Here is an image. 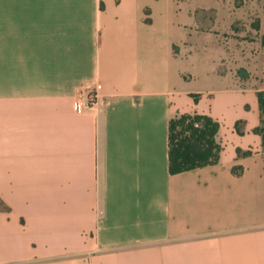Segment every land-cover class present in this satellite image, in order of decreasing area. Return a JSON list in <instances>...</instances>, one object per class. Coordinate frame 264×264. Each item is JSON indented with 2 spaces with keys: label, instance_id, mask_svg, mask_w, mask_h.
Here are the masks:
<instances>
[{
  "label": "crops",
  "instance_id": "obj_1",
  "mask_svg": "<svg viewBox=\"0 0 264 264\" xmlns=\"http://www.w3.org/2000/svg\"><path fill=\"white\" fill-rule=\"evenodd\" d=\"M227 17L0 0V264H264V45ZM195 113L219 123V160L171 175L169 121Z\"/></svg>",
  "mask_w": 264,
  "mask_h": 264
},
{
  "label": "trees",
  "instance_id": "obj_2",
  "mask_svg": "<svg viewBox=\"0 0 264 264\" xmlns=\"http://www.w3.org/2000/svg\"><path fill=\"white\" fill-rule=\"evenodd\" d=\"M264 45V40L262 41ZM259 125L253 130L261 138L264 154V91L257 92ZM237 132L238 123L235 125ZM219 123L207 115L178 114L169 121L168 170L175 175L218 162L221 151L216 142ZM238 156H249L250 151L237 150ZM241 168L233 170L240 174Z\"/></svg>",
  "mask_w": 264,
  "mask_h": 264
},
{
  "label": "rangeland",
  "instance_id": "obj_3",
  "mask_svg": "<svg viewBox=\"0 0 264 264\" xmlns=\"http://www.w3.org/2000/svg\"><path fill=\"white\" fill-rule=\"evenodd\" d=\"M221 2L228 14L227 29L225 31L222 29L225 36H236L245 43H251L254 39L261 42L264 40V0H221Z\"/></svg>",
  "mask_w": 264,
  "mask_h": 264
},
{
  "label": "built area",
  "instance_id": "obj_4",
  "mask_svg": "<svg viewBox=\"0 0 264 264\" xmlns=\"http://www.w3.org/2000/svg\"><path fill=\"white\" fill-rule=\"evenodd\" d=\"M90 102H91V101L89 100V101L83 106V105H82L81 103H79L78 101H75V103H74V109H75V111H76V112H80V111L82 110L83 107H88Z\"/></svg>",
  "mask_w": 264,
  "mask_h": 264
}]
</instances>
